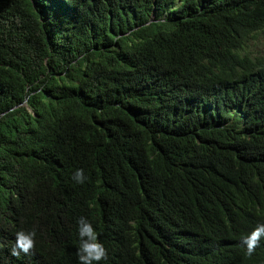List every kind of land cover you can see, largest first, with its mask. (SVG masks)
<instances>
[{
	"label": "trees",
	"instance_id": "1",
	"mask_svg": "<svg viewBox=\"0 0 264 264\" xmlns=\"http://www.w3.org/2000/svg\"><path fill=\"white\" fill-rule=\"evenodd\" d=\"M263 36L264 0H0V264H79L81 217L100 264H264Z\"/></svg>",
	"mask_w": 264,
	"mask_h": 264
},
{
	"label": "clouds",
	"instance_id": "2",
	"mask_svg": "<svg viewBox=\"0 0 264 264\" xmlns=\"http://www.w3.org/2000/svg\"><path fill=\"white\" fill-rule=\"evenodd\" d=\"M77 183L85 180L83 170L78 169L73 177ZM79 237L81 240L80 248L77 251L79 264H100L107 259V251L104 245L99 242L96 231L92 224L81 217L78 221ZM34 232L25 233L23 231L16 234V248L13 255H19L20 251L27 254L34 246ZM261 238H264V224H259L252 233L242 238V245L246 246L247 255L251 257L255 249L259 246Z\"/></svg>",
	"mask_w": 264,
	"mask_h": 264
},
{
	"label": "rangeland",
	"instance_id": "3",
	"mask_svg": "<svg viewBox=\"0 0 264 264\" xmlns=\"http://www.w3.org/2000/svg\"><path fill=\"white\" fill-rule=\"evenodd\" d=\"M247 49L252 53L253 56L264 58V36L258 41L250 42L247 45Z\"/></svg>",
	"mask_w": 264,
	"mask_h": 264
}]
</instances>
